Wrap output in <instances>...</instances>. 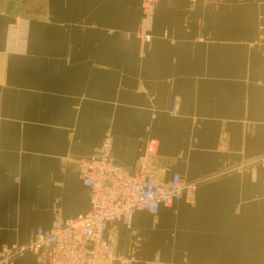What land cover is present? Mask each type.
Listing matches in <instances>:
<instances>
[{"label":"crops","instance_id":"1","mask_svg":"<svg viewBox=\"0 0 264 264\" xmlns=\"http://www.w3.org/2000/svg\"><path fill=\"white\" fill-rule=\"evenodd\" d=\"M16 16L28 47L8 54ZM140 17L141 0H0V248L90 209L78 161L109 133L115 162L136 165L153 137L159 180L201 181L190 201L110 223L116 250L133 264H264V168L227 171L264 155V0H159L148 44Z\"/></svg>","mask_w":264,"mask_h":264},{"label":"built area","instance_id":"2","mask_svg":"<svg viewBox=\"0 0 264 264\" xmlns=\"http://www.w3.org/2000/svg\"><path fill=\"white\" fill-rule=\"evenodd\" d=\"M158 1L141 0V17L135 35L142 44H148L153 39V19ZM188 1L193 3L199 0ZM29 27V19L20 16L8 22L5 53L23 54L27 51ZM261 44L264 47V42ZM157 149V139L149 137L136 165H121L112 158L111 135L104 134L93 154L78 161L79 175L88 191L90 209L75 218L64 219L57 215L49 228L39 227L27 241L1 247L0 264H11L15 258L26 253L38 255L42 264L138 262L139 258L134 252L123 254L106 239L110 223L123 222L130 227L135 211L156 214L161 206L171 207L175 200L182 197L190 201L201 183L200 180H188L179 173H174L168 182L159 180L149 167V159ZM250 166L264 168V155L242 161L227 171L242 173Z\"/></svg>","mask_w":264,"mask_h":264}]
</instances>
